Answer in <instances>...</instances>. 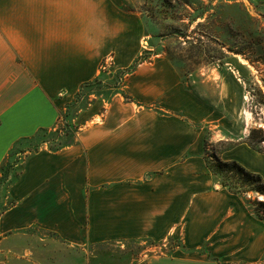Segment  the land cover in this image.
<instances>
[{
  "label": "crops",
  "instance_id": "obj_1",
  "mask_svg": "<svg viewBox=\"0 0 264 264\" xmlns=\"http://www.w3.org/2000/svg\"><path fill=\"white\" fill-rule=\"evenodd\" d=\"M146 41L130 0H0V166L17 142L56 130L85 84L129 67ZM209 123L241 140L235 121L188 90L168 57L139 63L109 98L76 112L73 141L54 149L43 139L17 153L15 202L0 210V264L24 257L11 241L31 229L71 246L180 241L134 264H264V219L206 165ZM242 154L264 158L244 141L219 158L264 181Z\"/></svg>",
  "mask_w": 264,
  "mask_h": 264
},
{
  "label": "rangeland",
  "instance_id": "obj_2",
  "mask_svg": "<svg viewBox=\"0 0 264 264\" xmlns=\"http://www.w3.org/2000/svg\"><path fill=\"white\" fill-rule=\"evenodd\" d=\"M130 7H138L145 20L147 41L140 60L148 61L157 54L168 57L185 87L202 101L211 103L226 120H234L241 132L239 140L231 137L223 125H205L208 159L216 162L220 152L243 141L264 150V0H130ZM124 76V72L103 75L100 81L84 87L65 110L68 116L60 119L54 132H40L32 141L22 140L8 156V162L20 149L28 146L37 149L38 143L49 137L53 148L73 141L76 127L72 118L76 112L95 97L109 98L121 86L118 82ZM245 110L250 112L249 120ZM215 135L225 139L215 143L211 141ZM238 158L264 171V158L254 159L245 154ZM21 166L17 162L0 175V209L10 202L5 197L7 187ZM215 178L220 181L219 176ZM243 197L264 202V195L256 193ZM249 206L253 211H263L260 206ZM11 244L24 254L23 258L14 259L13 264H134L153 254L171 253L180 246V241L144 239L71 246L53 233L31 229L16 236Z\"/></svg>",
  "mask_w": 264,
  "mask_h": 264
},
{
  "label": "trees",
  "instance_id": "obj_3",
  "mask_svg": "<svg viewBox=\"0 0 264 264\" xmlns=\"http://www.w3.org/2000/svg\"><path fill=\"white\" fill-rule=\"evenodd\" d=\"M141 62L142 61L140 60V56H139L137 59H135V61L129 67H127L125 69H122V70H118V71L115 72V74H118L120 72L121 73L124 72L125 76L129 75L130 73H132L135 70V68ZM103 75H108V73H106L105 70L102 69L101 73L99 74V76H97L95 78V80H93L90 83H93V82H96V81H100L102 79ZM123 80H124L123 77L120 78L118 84L122 85ZM90 83L85 84L83 86V88L86 87L87 85H89ZM117 88H119V87H116L115 89H117ZM66 116H68V114L65 111H62V112L59 113V119H61V118L64 119ZM65 124H67V123H65ZM40 132L52 133L54 131H48V130H44L43 129V130L39 131L38 134ZM50 140H51V137L45 139V141H50ZM21 141L17 142L15 147L18 144H20ZM25 141H32V139H26ZM204 144L206 145V138L204 139ZM249 145L253 149L257 150V151H263V149L257 147L252 142L249 143ZM14 148L9 152L8 156H10V154L14 153ZM58 148L59 147H56L54 149H58ZM20 150H23V149H20ZM33 150H37V149L33 148ZM8 156H7V158H8ZM204 157H205L206 165H207L209 171L213 175L219 176V178H220L219 180H220L221 185L226 187L229 191H231V192H233L235 194H241V195H247V194H250V193H256L258 195H264V181H263V179H262L260 174H258L256 172H252V171L246 169L243 165H241L236 160H222V159L218 158L216 162L212 163L208 159L209 156L207 155L206 152H205ZM18 161H19V159H18L17 156L11 162H8V159H6L3 162V164L0 166V175H2L4 173V171H6L8 168H12L13 166H15ZM18 175H17V177H18ZM1 182H2V180H1V177H0V187H1ZM6 192H7V195L5 197L10 199V197L8 196V187H7V191ZM14 202L15 201L13 199H10L9 204L5 205L0 210L5 209L7 206L12 205ZM248 202L250 204H253V205H256V206H260L261 208H263L262 212H261L260 209H254V212H255V214H257V216H259L260 218L264 219V202L263 201L258 202L256 199H254V200L250 199V200H248Z\"/></svg>",
  "mask_w": 264,
  "mask_h": 264
},
{
  "label": "bare ground",
  "instance_id": "obj_4",
  "mask_svg": "<svg viewBox=\"0 0 264 264\" xmlns=\"http://www.w3.org/2000/svg\"><path fill=\"white\" fill-rule=\"evenodd\" d=\"M245 116H246V120H249V118H250V112L247 111V110H245Z\"/></svg>",
  "mask_w": 264,
  "mask_h": 264
}]
</instances>
